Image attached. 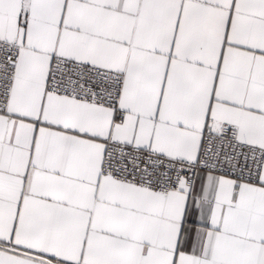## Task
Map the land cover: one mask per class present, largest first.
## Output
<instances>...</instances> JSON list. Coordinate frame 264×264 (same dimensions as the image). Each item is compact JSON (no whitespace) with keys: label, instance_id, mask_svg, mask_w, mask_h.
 Returning a JSON list of instances; mask_svg holds the SVG:
<instances>
[{"label":"snow or ice","instance_id":"1","mask_svg":"<svg viewBox=\"0 0 264 264\" xmlns=\"http://www.w3.org/2000/svg\"><path fill=\"white\" fill-rule=\"evenodd\" d=\"M0 264H264V0H0Z\"/></svg>","mask_w":264,"mask_h":264}]
</instances>
